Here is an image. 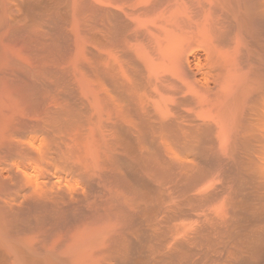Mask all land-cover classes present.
I'll return each mask as SVG.
<instances>
[{
  "label": "bare ground",
  "instance_id": "obj_1",
  "mask_svg": "<svg viewBox=\"0 0 264 264\" xmlns=\"http://www.w3.org/2000/svg\"><path fill=\"white\" fill-rule=\"evenodd\" d=\"M0 264H264V0H0Z\"/></svg>",
  "mask_w": 264,
  "mask_h": 264
}]
</instances>
